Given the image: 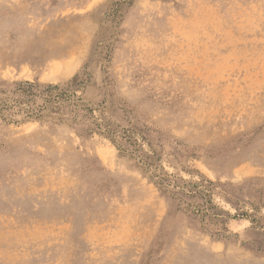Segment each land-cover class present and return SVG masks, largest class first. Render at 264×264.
Returning <instances> with one entry per match:
<instances>
[{"label":"rangeland","instance_id":"rangeland-1","mask_svg":"<svg viewBox=\"0 0 264 264\" xmlns=\"http://www.w3.org/2000/svg\"><path fill=\"white\" fill-rule=\"evenodd\" d=\"M0 264H264V0H0Z\"/></svg>","mask_w":264,"mask_h":264}]
</instances>
